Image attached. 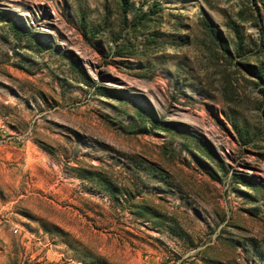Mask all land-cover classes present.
Here are the masks:
<instances>
[{
	"label": "rangeland",
	"instance_id": "obj_1",
	"mask_svg": "<svg viewBox=\"0 0 264 264\" xmlns=\"http://www.w3.org/2000/svg\"><path fill=\"white\" fill-rule=\"evenodd\" d=\"M0 264H264V0H0Z\"/></svg>",
	"mask_w": 264,
	"mask_h": 264
}]
</instances>
